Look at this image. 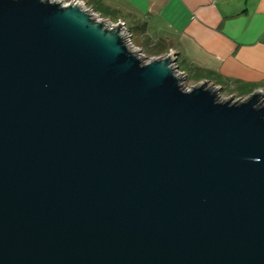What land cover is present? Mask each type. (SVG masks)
I'll use <instances>...</instances> for the list:
<instances>
[{"label":"water","instance_id":"1","mask_svg":"<svg viewBox=\"0 0 264 264\" xmlns=\"http://www.w3.org/2000/svg\"><path fill=\"white\" fill-rule=\"evenodd\" d=\"M63 1L0 0V264H264V93Z\"/></svg>","mask_w":264,"mask_h":264},{"label":"crops","instance_id":"2","mask_svg":"<svg viewBox=\"0 0 264 264\" xmlns=\"http://www.w3.org/2000/svg\"><path fill=\"white\" fill-rule=\"evenodd\" d=\"M86 1L100 17L130 20L160 42L159 56L173 53L193 86L208 81L241 99L264 93V0Z\"/></svg>","mask_w":264,"mask_h":264},{"label":"rangeland","instance_id":"3","mask_svg":"<svg viewBox=\"0 0 264 264\" xmlns=\"http://www.w3.org/2000/svg\"><path fill=\"white\" fill-rule=\"evenodd\" d=\"M69 1H71V0H69ZM81 1H83V3L85 2L87 8L91 9L86 0H81ZM101 18H102V20H101ZM101 18H98V20L106 22L109 25L115 24V20L109 21V19H107V18H104V17H101ZM126 21H127V25H128V26L126 25V29H127L126 35H128L129 42L131 43L132 49L134 51H137L140 54H142L141 56L146 58V59H144L146 62H150L152 59H159V58L165 57V56H159L160 53L157 52V51H159L158 48L161 45L160 42H158V41L153 42V41L147 40L145 35L141 34L140 29H138L135 26H133L132 24H130V20H126ZM185 86L187 89H191L192 87H194L193 84L188 80V78H186ZM229 97L230 96L226 92L220 91V98L222 100L224 98L228 99ZM235 99L239 100L240 98L236 97Z\"/></svg>","mask_w":264,"mask_h":264},{"label":"built area","instance_id":"4","mask_svg":"<svg viewBox=\"0 0 264 264\" xmlns=\"http://www.w3.org/2000/svg\"><path fill=\"white\" fill-rule=\"evenodd\" d=\"M71 1H80V2L83 3V1H81V0H71ZM71 1H69V0H64L63 2H64L65 4H69V3H71ZM83 8H84L85 10L89 11V12H92L93 15H97V14H95V12H94L92 9H89V8L86 7L85 2L83 3ZM97 16H99V15H97ZM98 18H101V17L99 16ZM98 18H97V19H98ZM101 20H102V18H101ZM119 23H120V24H123V25H124V29H125V31H127V29H126V24L123 23V22H118V23H115V24H111V26L116 25V24H119ZM128 42H129V39H128ZM129 43H130V42H129ZM172 55H174V54H172ZM174 56H175V55H174ZM179 72H181V71L179 70Z\"/></svg>","mask_w":264,"mask_h":264},{"label":"trees","instance_id":"5","mask_svg":"<svg viewBox=\"0 0 264 264\" xmlns=\"http://www.w3.org/2000/svg\"><path fill=\"white\" fill-rule=\"evenodd\" d=\"M127 25V24H126Z\"/></svg>","mask_w":264,"mask_h":264}]
</instances>
